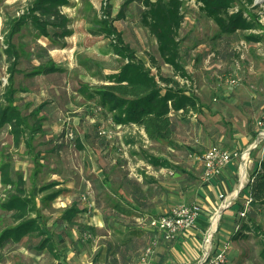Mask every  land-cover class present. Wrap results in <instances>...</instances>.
Returning <instances> with one entry per match:
<instances>
[{
	"label": "rangeland",
	"instance_id": "obj_1",
	"mask_svg": "<svg viewBox=\"0 0 264 264\" xmlns=\"http://www.w3.org/2000/svg\"><path fill=\"white\" fill-rule=\"evenodd\" d=\"M142 1L110 0L111 12L106 20L120 34L122 44L129 49L127 54L131 50L134 59L145 62L154 74L173 76L203 104L202 113L172 114L174 132L171 143L175 146L144 142L133 124H123L114 129L121 139L115 136L112 141H107L96 134L98 124L106 119L107 113L97 111L95 101L86 98V94H81L78 89L86 83L93 87L106 84L108 74L117 71L127 57L112 49V43L117 42L113 34L108 36L99 29L98 21L103 16L105 0H70L69 5L62 6L70 32L58 42L23 24L11 39L16 57L13 66L5 52V36L9 24L23 13L31 0H0V103L5 101L9 71L14 67V104L22 115H29V128L37 123L40 114L42 116L38 121L40 129L32 135L27 129L17 145L9 125L0 127V165L9 164L12 178L22 175L25 194L31 197L33 204L37 200L36 210L31 215H37L41 226L48 227L44 228L47 230L45 235L51 236L54 251L60 255L57 258L47 249L35 253L29 248L44 236L34 241L23 238L0 249V264H100L94 257L103 241L114 240L120 235L113 228L101 225L104 211L99 207L97 197L105 198L103 184L114 189L127 173L141 175V179L147 181L143 160L134 156L139 158L147 152L166 154L172 163L187 167L195 183H199L202 167L189 153L199 155L211 145L229 149L228 145L232 143L238 145L234 139H238L239 133L255 130V121L264 111V0H254L253 3L252 12L258 14L262 22L261 26L251 30L261 35L260 41L253 43L243 38L246 32L241 30L237 31V36H217L216 24L204 15L199 5L194 0H183L184 19L179 37L181 64L189 75L187 81L175 75L169 64L162 62L155 37L140 20L144 8ZM122 4H125L123 16L116 18ZM237 7L233 9L237 10ZM47 61H53L59 70L48 74L30 72ZM234 72H238L240 82L230 86L224 80ZM40 103H43L40 114L31 115ZM67 129L73 131L71 138L66 134ZM105 143L114 165L110 169L111 183L107 184L99 174L105 167L102 153ZM123 146L128 151L135 150L131 170L126 166H116L118 162L115 163V159L120 157ZM177 173L171 180L179 183L178 177L182 176ZM54 181L59 184L38 190ZM11 189L10 185H3L0 181V200L6 198L7 191ZM57 189H62L63 193L58 198L47 200L46 195ZM190 201L191 196H183L173 204ZM73 202H77V207L82 205V211L75 220L93 224L97 228L94 235L89 232L82 234L77 225L67 226L58 221L62 211ZM232 209L236 213V206ZM15 223L9 212H0V228ZM116 223L114 217L109 219L111 226ZM261 223L264 229V217ZM63 229L68 233L59 236ZM138 229L144 231L147 241L150 232L145 227ZM231 235H221L223 238L229 236V248L223 264H264L258 255L260 245L255 236L235 241ZM199 237L202 241V236ZM142 248L139 246L137 252Z\"/></svg>",
	"mask_w": 264,
	"mask_h": 264
},
{
	"label": "trees",
	"instance_id": "obj_2",
	"mask_svg": "<svg viewBox=\"0 0 264 264\" xmlns=\"http://www.w3.org/2000/svg\"><path fill=\"white\" fill-rule=\"evenodd\" d=\"M110 0H105L103 5V16L99 18L98 26L100 31L106 35H112L117 42L112 43V49L120 56H127L126 61L117 71L108 74L106 84L93 87L87 83L79 87L81 94H86V98L93 99L115 124H134L141 128L146 137L155 142H172L174 125L172 112L186 115L187 113H202L203 104L198 97L188 92V89L181 86L180 82L173 76H164L152 73L142 60L134 59L128 52V48L122 44V38L111 26L106 17L111 12ZM143 10L141 12V22L148 31L155 37L157 52L163 63L169 64L175 75L187 79L189 75L181 64L180 37L179 32L184 19L182 7L183 0H143ZM199 5L200 10L210 18L217 26V36H237V31H245L243 38L248 43L260 41L261 35L254 31L262 25L258 14L252 12L255 5L254 0H194ZM70 0H31L27 8L20 16L12 20L7 30L5 41L7 47L5 52L11 65L15 64V51L11 39L23 24L29 25L49 40L58 42L60 38L69 34L67 27L68 17L61 11V7L69 5ZM238 5L237 10L233 8ZM252 6L251 9L247 6ZM125 4H122L116 14V18L123 16ZM52 31H50V29ZM116 32V33H115ZM61 46L64 43L61 42ZM154 64V62H153ZM154 66V65H153ZM14 68V67H13ZM13 68L9 71L8 85L4 92L5 101L0 103V127L8 124L14 143L17 145L26 130L29 135L40 129L39 119L42 117L40 112L43 103L37 105L31 115H37L38 120L35 125L29 128V115H22L20 109L14 104ZM59 70L53 61H47L34 67L32 74H48ZM146 159L153 165L169 167L172 171H184V169L174 163L169 162L164 157L146 154ZM250 160L253 165L248 169L247 181L239 191L235 200L230 206H236L234 222L236 227L232 232V240L248 238L253 235L259 243L258 255L264 261V229L262 228V217H264V142L250 151ZM0 181L3 185H10L11 190L7 191V197L0 200V212L8 213L16 222L12 226L0 228V249L8 243L20 242L23 238L29 241L39 238L34 246L29 247L33 252L39 253L43 249L51 251L53 256L59 258L60 255L54 251L51 236L45 235L47 230L39 223L37 215H31L35 204L31 197L25 194L23 189L22 175L18 174L12 178L9 173V164L0 165ZM59 184L52 182L39 187L42 191L49 186ZM63 193L62 189H57L46 195L47 200H53ZM244 194L250 198L249 208L243 216L239 215L244 207ZM118 206V205H117ZM121 213L126 211L118 206ZM82 210L77 207V202H73L66 207L58 221H62L67 226L77 225L80 233L95 234L97 228L89 223H79L75 220L77 214ZM120 236L114 240L105 241L106 245H101L94 260L98 261L99 256L106 246V254L111 258V263L118 264L116 255L121 263L131 264L137 261V248L144 247L147 243L144 238V231L140 229L124 230L123 226L112 227ZM149 228H147L148 230ZM152 231L151 229H149ZM143 232V233H142ZM68 232L63 229L59 236L66 235ZM151 234V233H150ZM150 237V235H149ZM148 237V238H149ZM0 260H2L0 254Z\"/></svg>",
	"mask_w": 264,
	"mask_h": 264
},
{
	"label": "crops",
	"instance_id": "obj_3",
	"mask_svg": "<svg viewBox=\"0 0 264 264\" xmlns=\"http://www.w3.org/2000/svg\"><path fill=\"white\" fill-rule=\"evenodd\" d=\"M172 114H174V112H172ZM177 114L179 116H183L179 113ZM262 116H264V111L256 121H258ZM134 126L137 129L138 134L143 137L144 142H155L149 140L141 128L136 125ZM120 127L121 125H118V128ZM258 130L259 128L257 126H255V130L247 129L238 134V139H234L238 145L236 143L228 145V150L230 151L242 152L249 150V152L244 160L240 157L232 158L222 168L219 175L205 179L203 176V165L200 163L202 167V177L198 180L199 183H195L194 176L189 172L187 167H182L184 171H178L180 176H182L178 177L179 183L173 182L171 179L177 173L176 171H172L166 166L153 165L145 157L146 154H153L155 156L158 155L159 157H164L172 163L166 154L147 152L144 153L145 155L138 158L134 156V149L128 151L123 146L120 157L115 159V163L118 162L116 166H126L131 170L132 168L130 167V163L132 157L134 156V158L138 160L142 159L145 164V168L147 169L146 174L148 176L145 175L147 176V181H143L141 179V175L133 176L127 173V175H123L121 177L114 189L108 188L105 184H103L105 187L103 190L105 198L101 199L100 197H97V203L104 211L102 220H100L103 227H114L109 224V219L114 217L117 221L115 224L117 227L123 226L126 229H138L140 227H145L147 229L148 227L145 225L143 219L169 211L173 205H176L173 204L175 200H179L183 196H191V201L189 203L195 202L200 205V213L195 227L179 232L171 241L162 239L156 231H150L148 229L151 236L148 238L147 243L142 248L141 252H137V261L132 262L131 264H137L140 261L145 248L150 245L152 241H155V244L153 245L151 252L147 255L145 264H202L207 251L214 253L224 244H228L229 248V236H225L226 238L224 237V239L221 235L224 236L228 233L232 234L236 227L233 215L235 212H233L232 209L234 206H230V204L236 199L239 193H237L239 187L242 184L244 185L243 180L246 176L245 172L248 173V169L253 165L250 160V151L254 149L252 148V145H258L259 142H262L257 139ZM123 136L124 138L126 137V135ZM117 137L121 139L119 132L117 133ZM171 144L172 146H175L173 145L174 143H170V145ZM102 153L105 159V167L100 169L99 174H102V179L107 184L111 183L110 169L114 166L111 163L110 149L107 143L104 144ZM189 155L193 159V154L189 153ZM139 162L141 163L142 161ZM173 195L176 196L175 200H173ZM220 195H223V197L221 198ZM244 198H246L245 194ZM90 202L89 204H92ZM228 202H230V204L229 206H226ZM117 205L126 212L121 213V209L119 210ZM78 208L81 209L82 205H79ZM217 211L221 212L218 214V220L215 226L212 227L211 218ZM211 213H213L212 217H210ZM199 235L202 236V241ZM106 241H111V239H107ZM107 243L108 242L103 241L102 245H106ZM102 248L103 250L100 254L99 261L97 262L100 264H113L110 262L111 258L109 255L106 254V246ZM116 259L118 260V264H124L120 262L118 255H116Z\"/></svg>",
	"mask_w": 264,
	"mask_h": 264
},
{
	"label": "built area",
	"instance_id": "obj_4",
	"mask_svg": "<svg viewBox=\"0 0 264 264\" xmlns=\"http://www.w3.org/2000/svg\"><path fill=\"white\" fill-rule=\"evenodd\" d=\"M184 81H187L184 80ZM230 86H236L240 82V76L238 72L232 73L229 77L224 80ZM96 110H102L100 106H96ZM256 125L259 128L257 132V139L264 142V116H262L258 121H256ZM118 125L114 123L113 119L107 115L106 119L100 122L96 128V134L107 140L112 141L115 136H117ZM66 134L68 137L73 136V131L71 129H67ZM258 143V141H257ZM252 148H255L257 144H253ZM249 150L238 152V151H230L228 149L219 147L217 145H211L207 147L202 153L199 155H192L193 158L199 161L203 165V176L205 179H209L215 177L221 173L222 168L235 157H240L242 160L246 158ZM222 198L223 195H220ZM250 198L245 199L244 207L241 211H239V215L243 216L245 212L249 208ZM230 202L226 204L229 206ZM200 213V205L195 202L191 203H178L173 205L169 211L153 215L143 219L145 225L156 231L160 237L166 241L173 240L179 232L189 230L196 225L197 218ZM155 241H152L150 245H148L143 255L140 258V261L137 264H145L147 255L151 252ZM228 250V244H224L220 249L215 251L214 253L207 251L203 258L202 264H223L226 261V252Z\"/></svg>",
	"mask_w": 264,
	"mask_h": 264
},
{
	"label": "bare ground",
	"instance_id": "obj_5",
	"mask_svg": "<svg viewBox=\"0 0 264 264\" xmlns=\"http://www.w3.org/2000/svg\"><path fill=\"white\" fill-rule=\"evenodd\" d=\"M218 214H219V212L217 211L214 215H213V217L211 218V225H212V227L213 226H215V224H216V222H217V220H218ZM207 237V236H206ZM209 237V236H208ZM208 239V238H207Z\"/></svg>",
	"mask_w": 264,
	"mask_h": 264
},
{
	"label": "water",
	"instance_id": "obj_6",
	"mask_svg": "<svg viewBox=\"0 0 264 264\" xmlns=\"http://www.w3.org/2000/svg\"><path fill=\"white\" fill-rule=\"evenodd\" d=\"M242 187H243V184L239 187L237 193L240 191V189H241ZM235 197H236V196H235ZM219 212H221V211H219Z\"/></svg>",
	"mask_w": 264,
	"mask_h": 264
}]
</instances>
